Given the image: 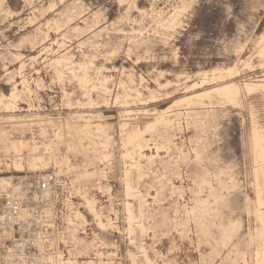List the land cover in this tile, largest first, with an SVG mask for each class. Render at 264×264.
Returning <instances> with one entry per match:
<instances>
[{"label": "rangeland", "instance_id": "374dc122", "mask_svg": "<svg viewBox=\"0 0 264 264\" xmlns=\"http://www.w3.org/2000/svg\"><path fill=\"white\" fill-rule=\"evenodd\" d=\"M46 178L66 264H264V0H0V203Z\"/></svg>", "mask_w": 264, "mask_h": 264}, {"label": "built area", "instance_id": "2783aa9c", "mask_svg": "<svg viewBox=\"0 0 264 264\" xmlns=\"http://www.w3.org/2000/svg\"><path fill=\"white\" fill-rule=\"evenodd\" d=\"M21 189L0 203V264H66L51 179L21 182ZM61 226V229H60Z\"/></svg>", "mask_w": 264, "mask_h": 264}, {"label": "bare ground", "instance_id": "6f19581e", "mask_svg": "<svg viewBox=\"0 0 264 264\" xmlns=\"http://www.w3.org/2000/svg\"><path fill=\"white\" fill-rule=\"evenodd\" d=\"M226 81H227V80H226ZM251 87H252V85H247V88H248V89L251 88ZM224 89L228 90L229 87L226 86V87H224ZM163 121H164L163 119L160 120V122H163ZM253 138H254V140H255V139L258 138V137H257L256 135L253 134ZM1 181H2V180H1ZM3 181H6V180L4 179ZM6 184H8V183H6ZM68 264H75V263L72 261V262H68Z\"/></svg>", "mask_w": 264, "mask_h": 264}]
</instances>
